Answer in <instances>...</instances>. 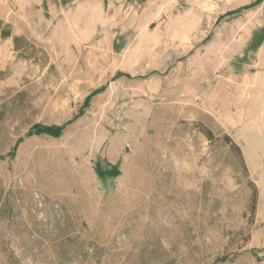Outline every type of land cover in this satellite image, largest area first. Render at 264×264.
<instances>
[{
    "label": "rangeland",
    "instance_id": "obj_1",
    "mask_svg": "<svg viewBox=\"0 0 264 264\" xmlns=\"http://www.w3.org/2000/svg\"><path fill=\"white\" fill-rule=\"evenodd\" d=\"M256 1L0 0V264H264Z\"/></svg>",
    "mask_w": 264,
    "mask_h": 264
},
{
    "label": "trees",
    "instance_id": "obj_2",
    "mask_svg": "<svg viewBox=\"0 0 264 264\" xmlns=\"http://www.w3.org/2000/svg\"><path fill=\"white\" fill-rule=\"evenodd\" d=\"M263 2V0H257L256 2L248 5V6H244L241 9L238 10H234L232 12L227 13L225 16H231V15H235L241 11H245V10H249L252 8H255L256 6L260 5ZM13 37L12 31L10 30L9 26H6L5 23L0 20V39L1 40H7ZM18 40V38H14V42H16ZM91 98V96L88 98L87 101H89ZM38 133H48L52 136L55 137H59L60 136V128H42V127H38Z\"/></svg>",
    "mask_w": 264,
    "mask_h": 264
},
{
    "label": "crops",
    "instance_id": "obj_3",
    "mask_svg": "<svg viewBox=\"0 0 264 264\" xmlns=\"http://www.w3.org/2000/svg\"><path fill=\"white\" fill-rule=\"evenodd\" d=\"M263 113H264V111H263ZM264 115V114H263ZM263 120H264V117H263Z\"/></svg>",
    "mask_w": 264,
    "mask_h": 264
}]
</instances>
